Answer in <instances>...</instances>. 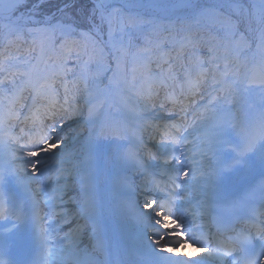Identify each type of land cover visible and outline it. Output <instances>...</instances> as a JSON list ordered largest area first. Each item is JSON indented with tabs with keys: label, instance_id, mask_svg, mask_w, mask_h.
I'll return each mask as SVG.
<instances>
[{
	"label": "snow or ice",
	"instance_id": "6c2138e0",
	"mask_svg": "<svg viewBox=\"0 0 264 264\" xmlns=\"http://www.w3.org/2000/svg\"><path fill=\"white\" fill-rule=\"evenodd\" d=\"M0 264H264V0H0Z\"/></svg>",
	"mask_w": 264,
	"mask_h": 264
}]
</instances>
